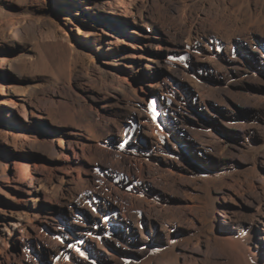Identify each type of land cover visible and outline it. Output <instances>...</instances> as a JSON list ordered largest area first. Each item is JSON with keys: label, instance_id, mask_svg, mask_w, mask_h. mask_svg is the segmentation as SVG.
Instances as JSON below:
<instances>
[{"label": "rangeland", "instance_id": "1", "mask_svg": "<svg viewBox=\"0 0 264 264\" xmlns=\"http://www.w3.org/2000/svg\"><path fill=\"white\" fill-rule=\"evenodd\" d=\"M106 1L0 0V264H264V0Z\"/></svg>", "mask_w": 264, "mask_h": 264}, {"label": "bare ground", "instance_id": "2", "mask_svg": "<svg viewBox=\"0 0 264 264\" xmlns=\"http://www.w3.org/2000/svg\"><path fill=\"white\" fill-rule=\"evenodd\" d=\"M75 1V0H74ZM105 3H107L110 7H115V6H122L123 5V0H107ZM126 9V8H125ZM124 9V10H125ZM123 10V11H124ZM16 95H18V94H16ZM19 97V96H18ZM22 97V96H21ZM20 98V97H19ZM21 99V98H20ZM19 99V100H20ZM18 100V99H17ZM21 102V101H20ZM4 104H7L6 102H5V100H4V102H3V104H1L0 105V115H10V114H12L14 111L11 109V108H9L8 106H4ZM13 104V103H12ZM16 105V104H15ZM14 105V106H15ZM14 106H12V108L14 107ZM20 106H21V112L20 113H22V115L27 119L28 118V111H27V109H26V107H25V104H23V103H21L20 104ZM31 113L32 114H35V111H31ZM1 162V161H0ZM0 165H2V164H0ZM16 168L17 169H20V170H22V172L24 173V175L26 176V178L24 179V180H22V183H23V187L22 188H24V190L26 191V192H28V193H30L32 196H39V192H40V188H42V187H46L51 181H52V179L49 177V179H48V184L46 183V182H43V180H42V178H39V177H37L36 178V183L35 182H33V179H32V175L31 176H29V167H28V165H26L25 163L23 164H21V163H16ZM2 168H3V165H2ZM52 177V176H51ZM48 188V187H47ZM33 198H35V197H33ZM35 202H36V200H35ZM18 222L19 221H16V220H12V223L13 224H18ZM243 260V259H242ZM238 264H243L242 262H238Z\"/></svg>", "mask_w": 264, "mask_h": 264}]
</instances>
